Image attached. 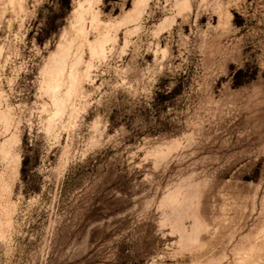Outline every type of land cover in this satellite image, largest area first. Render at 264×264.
Returning a JSON list of instances; mask_svg holds the SVG:
<instances>
[{
	"label": "rangeland",
	"instance_id": "374dc122",
	"mask_svg": "<svg viewBox=\"0 0 264 264\" xmlns=\"http://www.w3.org/2000/svg\"><path fill=\"white\" fill-rule=\"evenodd\" d=\"M0 264H264V0H0Z\"/></svg>",
	"mask_w": 264,
	"mask_h": 264
},
{
	"label": "bare ground",
	"instance_id": "6f19581e",
	"mask_svg": "<svg viewBox=\"0 0 264 264\" xmlns=\"http://www.w3.org/2000/svg\"><path fill=\"white\" fill-rule=\"evenodd\" d=\"M88 10H89V9H88ZM82 19H84V17H83ZM82 19H81V20H82ZM88 20H90V18H89ZM85 21H86V20H85ZM94 21H95V20H94ZM94 21H93V22H94ZM82 22H83V20H82ZM82 22H81V23H82ZM83 23H85V22H83ZM80 25H81V24H80ZM82 26H83V25H81V27H82ZM84 26H86V25H84ZM79 28H80V27H79ZM80 30H81V29H80ZM82 30H84V29H82ZM84 32H85V34H86V28H85V31H83V33H84ZM80 33H81V32H80ZM85 34H84V35H85Z\"/></svg>",
	"mask_w": 264,
	"mask_h": 264
}]
</instances>
